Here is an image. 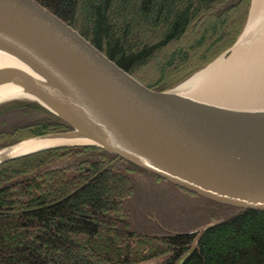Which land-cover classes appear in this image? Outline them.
<instances>
[{
    "label": "trees",
    "instance_id": "1",
    "mask_svg": "<svg viewBox=\"0 0 264 264\" xmlns=\"http://www.w3.org/2000/svg\"><path fill=\"white\" fill-rule=\"evenodd\" d=\"M141 84L169 91L236 42L251 0H35ZM0 102V149L71 131ZM264 264V212L190 193L96 145L0 163V264Z\"/></svg>",
    "mask_w": 264,
    "mask_h": 264
},
{
    "label": "water",
    "instance_id": "2",
    "mask_svg": "<svg viewBox=\"0 0 264 264\" xmlns=\"http://www.w3.org/2000/svg\"><path fill=\"white\" fill-rule=\"evenodd\" d=\"M0 43L29 57L63 88L16 68L0 69V76L73 128L46 136L78 131L90 140L6 152L21 141L0 150V163L45 148L96 145L190 193L264 212V116L246 123L238 113L149 89L35 0H0Z\"/></svg>",
    "mask_w": 264,
    "mask_h": 264
},
{
    "label": "bare ground",
    "instance_id": "3",
    "mask_svg": "<svg viewBox=\"0 0 264 264\" xmlns=\"http://www.w3.org/2000/svg\"><path fill=\"white\" fill-rule=\"evenodd\" d=\"M264 0H252L246 26L232 48L230 56L219 58L209 66L191 75L176 88L189 87L191 92L177 93L186 102L204 105L216 112L238 113L247 119L264 116ZM254 38L245 44L246 38ZM16 68L33 78L63 88L40 66L21 52L0 43V69ZM13 98H32L22 86L0 76V102ZM90 140L78 131L69 135L41 136L24 141L9 153H20L40 147L88 143ZM5 151L1 152L4 153Z\"/></svg>",
    "mask_w": 264,
    "mask_h": 264
},
{
    "label": "rangeland",
    "instance_id": "4",
    "mask_svg": "<svg viewBox=\"0 0 264 264\" xmlns=\"http://www.w3.org/2000/svg\"><path fill=\"white\" fill-rule=\"evenodd\" d=\"M250 5H251V3H250ZM250 9V8H249ZM248 14H249V11H248ZM263 15H264V11H263ZM247 18H248V15H247ZM246 23H247V19H246V22H245V25H244V27H243V29H242V31L244 30V28H245V26H246ZM264 30V29H263ZM242 33V32H241ZM241 33H240V35H241ZM239 35V36H240ZM239 38V37H238ZM238 38H237V40H238ZM254 38V34H250L247 38H246V41H245V44H249V42H251V40ZM236 40V41H237ZM235 44V43H234ZM233 44V45H234ZM233 47V46H232ZM231 47V48H232ZM229 55V54H228ZM228 55L227 56H225L224 55V53L223 54H221V55H219L217 58H215L214 60H212L210 63H208V64H211L212 62H214V61H216L217 59H219V58H227L228 57ZM208 64L206 65V66H204V67H202V68H200L199 70H202V69H204L205 67H207L208 66ZM199 70H197V71H195V72H193L192 74H190L189 76H187L186 78H184L183 80H181L175 87H173L171 90H169L168 92H173V93H180V92H191V89L189 88V87H187V88H184V89H177L176 87L181 83V82H183L184 80H186L187 78H189L191 75H193L194 73H196V72H198ZM13 99H31V98H13ZM7 100H10V99H7ZM5 101V100H4ZM60 133H62V132H60ZM54 134H56V133H54ZM50 135V134H49ZM30 139H33V138H30ZM26 140H29V139H26ZM26 140H23V141H26ZM76 145H86V144H76ZM68 146V145H67ZM6 148V147H5ZM1 149H3V148H1ZM0 149V150H1ZM157 262V260H152V261H149V262H146V263H143V264H155Z\"/></svg>",
    "mask_w": 264,
    "mask_h": 264
}]
</instances>
